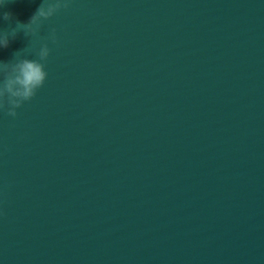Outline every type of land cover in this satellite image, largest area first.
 <instances>
[{
	"label": "water",
	"instance_id": "1",
	"mask_svg": "<svg viewBox=\"0 0 264 264\" xmlns=\"http://www.w3.org/2000/svg\"><path fill=\"white\" fill-rule=\"evenodd\" d=\"M31 40L0 51L49 49L0 109V264H264V0H61Z\"/></svg>",
	"mask_w": 264,
	"mask_h": 264
},
{
	"label": "clouds",
	"instance_id": "2",
	"mask_svg": "<svg viewBox=\"0 0 264 264\" xmlns=\"http://www.w3.org/2000/svg\"><path fill=\"white\" fill-rule=\"evenodd\" d=\"M11 2L12 0H0V9ZM59 7L61 0H53V2L42 0L40 7L27 23L16 21L15 27L8 30L0 26V51L7 48L21 31L26 36L32 37V43L33 38L39 33L41 18L50 17ZM9 17L10 13H3L0 21L8 20ZM48 54L47 44H41L37 53L38 59L17 53L9 62L0 60V109L7 106V113L14 117L16 110L35 96L47 78L44 61Z\"/></svg>",
	"mask_w": 264,
	"mask_h": 264
}]
</instances>
